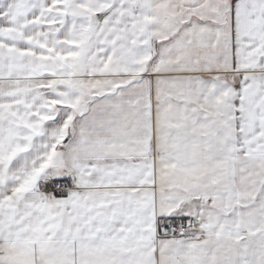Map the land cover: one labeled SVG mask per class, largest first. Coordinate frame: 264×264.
<instances>
[{"label": "snow or ice", "instance_id": "obj_1", "mask_svg": "<svg viewBox=\"0 0 264 264\" xmlns=\"http://www.w3.org/2000/svg\"><path fill=\"white\" fill-rule=\"evenodd\" d=\"M0 264H264V0H0Z\"/></svg>", "mask_w": 264, "mask_h": 264}]
</instances>
